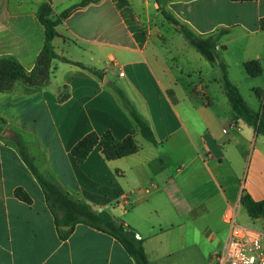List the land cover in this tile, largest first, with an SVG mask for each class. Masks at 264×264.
<instances>
[{
	"label": "crops",
	"instance_id": "crops-1",
	"mask_svg": "<svg viewBox=\"0 0 264 264\" xmlns=\"http://www.w3.org/2000/svg\"><path fill=\"white\" fill-rule=\"evenodd\" d=\"M49 0H0V59L31 73L46 44ZM85 0H50L59 17ZM56 26L57 58L46 84L17 80L0 92V264H136L113 236L78 224L62 240L33 164L76 201L109 213L144 240L149 264H215L229 235L224 214L243 194L264 200V136L238 116L209 62L164 15L217 40L219 61L243 101L264 109V0H92ZM162 2V3H161ZM257 60L262 74L245 64ZM79 64L100 72L94 75ZM121 90L150 127L145 138ZM132 136L139 151L108 160L97 146L84 163L73 147L90 133ZM26 149V150H27ZM33 198L15 196L17 188ZM241 218V219H240Z\"/></svg>",
	"mask_w": 264,
	"mask_h": 264
},
{
	"label": "trees",
	"instance_id": "trees-1",
	"mask_svg": "<svg viewBox=\"0 0 264 264\" xmlns=\"http://www.w3.org/2000/svg\"><path fill=\"white\" fill-rule=\"evenodd\" d=\"M92 2V0H85L83 3L64 11L57 18L53 16L50 0L43 5L40 11V19L46 27V44L38 58L37 66L31 73H28L15 59H0V92L8 90L17 80H23L28 85L37 87L46 84L51 74L52 62L57 58L53 46L56 26L75 11L82 9ZM120 2L122 4L127 3L126 0H120ZM164 15L209 62L212 64L218 63L223 73V89L230 99L233 109L237 112L238 116L244 117L247 123L253 126L259 135L264 136V109L260 112H254L243 101L238 89L231 83L228 77L227 66L219 61L217 40L213 37L206 39L197 37L188 28L174 19L171 14L164 12ZM78 66L89 70L94 75L102 76L100 72L87 68L82 64ZM245 68L252 77H259L262 74L261 64L257 60L247 62ZM117 93L125 108L137 123L143 136L156 144L150 127L140 118L124 93L119 89ZM97 146H101L108 160L123 158L139 151V147L132 136H128L124 140L119 141L111 132H106L102 135L96 133L88 134L73 147L72 154L80 163H84ZM23 157L45 191L49 205L54 212L55 223L62 240H67L78 224H85L117 239L127 254L135 260L136 264H149V259L144 248V240L137 236L135 230L125 225L124 222H117L107 212H97L88 204L74 200L60 188L48 181L39 172L26 152L23 153ZM15 196L17 199L29 205L33 203L31 195L21 187L15 190ZM241 204L247 209L250 217L254 219L264 218V200L256 202L248 194H243Z\"/></svg>",
	"mask_w": 264,
	"mask_h": 264
},
{
	"label": "built area",
	"instance_id": "built-area-1",
	"mask_svg": "<svg viewBox=\"0 0 264 264\" xmlns=\"http://www.w3.org/2000/svg\"><path fill=\"white\" fill-rule=\"evenodd\" d=\"M240 205L229 206L224 214L229 235L214 255L215 264H264V228L255 229L238 221Z\"/></svg>",
	"mask_w": 264,
	"mask_h": 264
},
{
	"label": "rangeland",
	"instance_id": "rangeland-1",
	"mask_svg": "<svg viewBox=\"0 0 264 264\" xmlns=\"http://www.w3.org/2000/svg\"><path fill=\"white\" fill-rule=\"evenodd\" d=\"M162 1H165V0H162ZM162 3V2H161ZM6 125L3 124V122L0 120V136H2L4 134V131L6 130L5 129ZM17 145L20 144L22 147H24V152H26L28 154V156L30 157L31 156V153L29 151V149L25 148L29 143H34V139L33 138H29V137H26V138H21V136H19V139L16 140L15 142ZM27 149V150H26ZM31 158V157H30ZM32 160V159H31ZM32 162H34V160H32ZM35 163V162H34ZM52 183V182H51ZM55 185V184H54ZM56 186V185H55ZM59 188V187H58ZM62 190V189H61ZM63 191V190H62ZM62 216V214H60ZM241 219V218H240ZM240 222V220H239ZM241 223V222H240ZM242 224V223H241ZM244 225V224H243Z\"/></svg>",
	"mask_w": 264,
	"mask_h": 264
}]
</instances>
